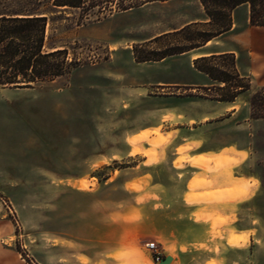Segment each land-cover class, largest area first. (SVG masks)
Here are the masks:
<instances>
[{
  "label": "rangeland",
  "instance_id": "rangeland-1",
  "mask_svg": "<svg viewBox=\"0 0 264 264\" xmlns=\"http://www.w3.org/2000/svg\"><path fill=\"white\" fill-rule=\"evenodd\" d=\"M71 1L79 3V7L57 0H0V15L38 13L47 17L44 52L62 51V56L53 57L49 62L52 65L63 62L65 67L64 76L51 83L34 88L0 89V264H45V235L48 231L61 230L63 205L60 198L63 194L68 195L66 182L62 179L81 177L84 180L73 183L74 188L86 191L82 188L83 181L90 182L94 188L96 180L89 179L94 176L92 170L99 165L94 163V158L84 161L82 156L100 153L104 155L101 160L107 161L110 155L124 151L125 137L140 129L145 121L147 100L151 102V109L157 108L153 103L157 99L162 100L167 109H177L181 104L197 99L218 101L215 99L218 94H229L230 87L221 91L226 84L213 80L210 82L212 87L199 90V85H163L164 89H154V83L159 80H201L195 70V61L193 66L189 55H174L155 62L139 63L135 59L134 53L145 59V56H158L179 46L190 47L191 38L201 40L204 31L213 30L210 24H191L184 33L176 32L186 27L150 39L157 33L178 29L196 19H209L198 0H178L148 8L140 5L127 11L121 9L132 3L140 4L141 0ZM80 1L83 4L80 5ZM233 27L230 34L202 51L233 52L237 70L245 74L239 73L245 80L235 79L232 58H217L201 62V65L216 66L217 76H223L221 72L225 70L230 85L249 84V90L241 92L232 101L236 102L238 114L229 123L234 128L238 124L244 125L242 129H236L238 133L232 129L228 132L233 139L245 140L251 147L253 157L246 163L245 171L253 178L234 180L233 163L236 160L232 157L206 158V161L201 160L203 157L192 159V165L203 167L205 172L222 171L230 182H241V185L195 195L188 201L240 200L245 203L242 211L252 230L231 236L229 243L227 241L228 248H240L241 252L231 253L228 263L225 258L228 248H225L220 260L222 264H264V102L256 110L251 105L254 95L264 86V28L250 25L249 9L245 6L234 11ZM250 71L254 73L253 78L246 77L250 76ZM148 87L149 95L145 91ZM150 113L151 118L158 120L157 115ZM227 117L225 115L221 120ZM167 127L161 125L157 130L144 131L130 138L132 155L143 154L140 144L147 143L151 149L145 154L150 158L149 163L155 162L160 147L170 138L152 140L158 138V131ZM187 150L182 148L180 153ZM184 160H179L176 165L182 166ZM136 161V158H130L111 162V169L132 166ZM107 173L108 168L98 176ZM210 183L194 180L190 188L195 190ZM52 210L54 215L47 220V212ZM200 220H212L213 232L210 237L195 238L197 247L204 249L206 254L219 255L218 246L212 252L210 243L224 238L218 228L228 224L229 220L209 212L201 214ZM182 248L186 247L183 245ZM150 252H145L152 261L150 264H157L153 263ZM130 255L135 258L126 264H138L136 253L125 256ZM206 264L218 263L208 258Z\"/></svg>",
  "mask_w": 264,
  "mask_h": 264
},
{
  "label": "crops",
  "instance_id": "crops-1",
  "mask_svg": "<svg viewBox=\"0 0 264 264\" xmlns=\"http://www.w3.org/2000/svg\"><path fill=\"white\" fill-rule=\"evenodd\" d=\"M173 1L178 0L153 2L145 4L143 8L158 7L156 5ZM198 1L201 4L200 0ZM201 6L203 7L202 4ZM208 21L207 17L205 20L196 19L178 29L157 33L150 39L159 38L163 34L178 31L191 24L207 23ZM233 30L234 27L206 45L181 55H189L192 65L193 61L202 57L225 54L235 56L230 51H202ZM195 70L197 69L195 68ZM197 72L201 75V80H159L154 83L153 87L155 90H160L164 89L163 85L166 87L199 85L200 87L197 88L199 90L213 86L210 83L211 79L206 74L199 70ZM239 73L245 76L240 70ZM249 74L250 76L246 77H254L253 71H250ZM145 91L148 94L149 87L145 88ZM161 101L157 99L156 102H153L156 103L157 108L151 109V102L147 100L146 103H149V106L144 112L145 121L142 122L140 129L132 131L125 137L126 149L124 151L110 155L107 161L101 160L104 155L100 153L82 156L84 161L87 158H94V163L99 165L91 172L94 176L89 180L97 182L91 191H81L73 187V183L84 180L81 177L69 176L62 179L66 182L64 186L67 188L68 195L63 194L60 198L63 205L60 232L48 231L45 235L47 241L45 264H126V261H133L135 257L130 255L126 258L125 255L132 253H136L138 264H150L152 261L145 255V252H149L147 244L150 242L157 243L162 253V260L168 256L172 258L170 264H206L208 258L222 264L221 253L225 248H228L229 238L252 230L251 226L247 225L245 214L242 211L245 203H241L240 200L205 203L188 201L189 197L195 195L241 185V182H230L222 171L205 172L203 167L192 165V159L232 157L236 160L233 163L235 165L234 180L253 178L245 171L246 163L253 157L251 147L246 145L245 140L233 139L228 132L232 129L238 133L236 129H242L244 125L238 124L237 128H234L229 124L238 114L236 102L201 98L188 104H181L177 109H167ZM150 112L157 115L158 120L151 118ZM225 115L229 117L222 121L221 118ZM165 117H168L169 120L164 121ZM161 125L168 126V129L163 130L162 133L171 138L167 144L160 147L157 160L149 163L150 158L145 152L151 148L147 143L140 144L144 151L143 154L133 156L128 140L144 131L157 130ZM182 148H188V150L180 153ZM78 157L81 155L78 154ZM130 158L137 159L134 165L111 169V162ZM181 159H185L182 166H177L176 163ZM214 166L215 164L212 165V167ZM107 168L109 173L98 176ZM194 180H205L211 183L191 190L190 187ZM141 199L142 202H140ZM53 211L47 212V220L54 215ZM204 212L213 213L221 219L229 220L228 224L218 228L224 238L213 240L210 243L213 246L212 252H215V247L218 246L219 255L206 254L204 249L197 247L198 243L195 238L210 237L213 232L212 220L209 222L200 220L201 214ZM56 241L60 244L55 245ZM183 245L186 247L185 249L182 248ZM240 252V248L232 250L228 248V253L225 256L227 262L231 261V253L233 255L240 254ZM150 253L153 263H155L153 253Z\"/></svg>",
  "mask_w": 264,
  "mask_h": 264
},
{
  "label": "trees",
  "instance_id": "trees-1",
  "mask_svg": "<svg viewBox=\"0 0 264 264\" xmlns=\"http://www.w3.org/2000/svg\"><path fill=\"white\" fill-rule=\"evenodd\" d=\"M164 1L169 0H141L142 3H132L127 7H123L121 10L127 11L140 5ZM57 2L66 3L64 5L79 7L77 6L79 3L75 4L71 0H57ZM200 2L205 8L210 21L193 25L201 26L208 24L209 26L210 24L214 27L213 30L204 31L202 33L203 35L200 37L201 40L195 41V39L191 38L190 42L192 45L190 47L179 46L174 50L162 52V54L158 56H145V59H142L139 55L134 53L136 61L139 63L162 61L167 57L180 55L206 45L208 42L229 32L233 28V13L237 8L243 5L249 8L250 25L252 27L264 28V0H200ZM81 4H83V2L80 1V5ZM47 22V17L38 13L0 15V89L34 88L45 83H51L56 78L64 76L65 67L63 62H59L57 65H52L49 62L53 57L62 56L63 52H44ZM187 28L188 27L176 33H184ZM217 58H232L231 65L235 74V79L245 80L240 76L237 70L235 56L232 54L199 58L194 62L195 68L206 74L211 80L225 83L226 86L225 88H220L221 91H225L227 87H230L228 95L218 94V98L215 99L218 101L232 102L241 92L249 90V84L230 85L231 82L225 70L221 72L223 76H217L216 73L218 70L216 66L208 67L201 65V62L212 61ZM263 102L264 86L254 95L251 105L253 109L256 110L257 106L259 104L262 105Z\"/></svg>",
  "mask_w": 264,
  "mask_h": 264
},
{
  "label": "bare ground",
  "instance_id": "bare-ground-1",
  "mask_svg": "<svg viewBox=\"0 0 264 264\" xmlns=\"http://www.w3.org/2000/svg\"><path fill=\"white\" fill-rule=\"evenodd\" d=\"M157 136H158V138H154L152 141H161V140H164V139H166V138H171V137H169V136H166L164 133H162L161 131H158L157 133ZM142 136V135H141ZM151 138V137H150ZM155 139H157V140H155ZM142 140V139H141ZM140 140V141H141ZM201 160L202 161H206V158H201ZM197 163H199V162H197ZM91 186H94V185H92L90 182H88V181H83V183H82V188L84 189V190H86V191H91L92 189H91ZM192 187H193V185H191Z\"/></svg>",
  "mask_w": 264,
  "mask_h": 264
},
{
  "label": "built area",
  "instance_id": "built-area-1",
  "mask_svg": "<svg viewBox=\"0 0 264 264\" xmlns=\"http://www.w3.org/2000/svg\"><path fill=\"white\" fill-rule=\"evenodd\" d=\"M147 249L153 253L155 262L160 263L162 260V253L156 242H150L147 244Z\"/></svg>",
  "mask_w": 264,
  "mask_h": 264
},
{
  "label": "water",
  "instance_id": "water-1",
  "mask_svg": "<svg viewBox=\"0 0 264 264\" xmlns=\"http://www.w3.org/2000/svg\"><path fill=\"white\" fill-rule=\"evenodd\" d=\"M172 262V258L170 256L163 259L160 264H170Z\"/></svg>",
  "mask_w": 264,
  "mask_h": 264
}]
</instances>
